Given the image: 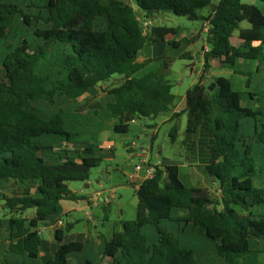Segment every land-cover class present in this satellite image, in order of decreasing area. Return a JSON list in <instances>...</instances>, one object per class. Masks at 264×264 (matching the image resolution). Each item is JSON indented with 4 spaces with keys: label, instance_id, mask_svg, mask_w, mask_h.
<instances>
[{
    "label": "trees",
    "instance_id": "trees-1",
    "mask_svg": "<svg viewBox=\"0 0 264 264\" xmlns=\"http://www.w3.org/2000/svg\"><path fill=\"white\" fill-rule=\"evenodd\" d=\"M140 15L124 0H0V200L8 214L0 217L5 251L23 261L2 258L0 264H70L85 242H62L42 253L40 221L63 220L62 199L84 193L69 181H88L102 161L103 147L81 143L79 127L89 116L112 121L116 132L129 130L137 117L171 111L175 94L166 78L168 61L140 73L161 57L137 60L146 44L180 46V26L154 24L161 14L203 19L209 25L204 71L218 59L235 73L247 74L239 61L264 57V12L242 0H136ZM209 8L207 14L202 11ZM247 20L251 26L241 27ZM238 30L243 43L234 44ZM181 57L192 59L191 51ZM109 100L99 109L80 108L79 98L114 74ZM201 74L185 94L186 133L205 122L213 137L204 171L217 185L211 197L186 184L175 163L154 164V176L137 184V215L119 221L121 230L104 241L99 260L79 264H264V129L252 119L261 111L244 104V94L231 79L217 76L206 86ZM250 86V77L247 78ZM89 99L84 105L87 106ZM80 117V118H79ZM177 126L171 130L172 140ZM14 181L21 190H11ZM38 184L37 192L32 185ZM34 209V216L25 212ZM73 221L66 224L71 229ZM64 228L55 237L62 241ZM110 261H106V258Z\"/></svg>",
    "mask_w": 264,
    "mask_h": 264
},
{
    "label": "rangeland",
    "instance_id": "rangeland-1",
    "mask_svg": "<svg viewBox=\"0 0 264 264\" xmlns=\"http://www.w3.org/2000/svg\"><path fill=\"white\" fill-rule=\"evenodd\" d=\"M127 4L142 15L143 11L139 8L136 0H124ZM245 3H254L264 12V0H242ZM209 8L202 11L207 14ZM154 24H164L167 26H180L182 28L181 37H190L192 41L184 40L180 46H172L167 42H157L156 57L163 59L154 60L146 66L140 73L155 70L163 66L164 61H168L166 78L172 83V92L175 94L174 103L171 111L162 113L156 117H137L130 121L129 130L126 132H116L112 129L111 122H103L100 118L90 119L88 116L84 123L80 125V136L77 137L81 143L97 142L103 147L101 163L92 168L88 181H69L70 187L80 193L90 195L98 194L96 205H88L83 210H74L65 214L63 224L47 223L40 221L38 224L43 240H51L57 226L65 229L64 241L81 240L85 242L83 251L69 256L70 264H79L84 259L99 260L104 250V241L110 239L115 231L121 230L120 220L135 219L137 215L138 196L136 193L137 184L132 181L129 175L135 171L137 164L143 162L175 163L180 167V175L186 184L195 185L206 191L211 197L218 195L217 185L210 182L213 178L208 177L202 161H207L210 153L209 147L213 138L210 132L203 126L197 133L187 134V112H182L176 118L172 117V111L183 110L185 108L186 91L198 81L201 74H205L204 69V47L207 46L206 32L203 28V19H189L187 16H179L172 13L161 14L153 20ZM241 27H250L251 24L244 20L240 23ZM200 33V36H197ZM234 44L243 43L239 37L238 30L231 38ZM184 51H191L193 58L181 57ZM264 53V49H263ZM142 52L140 53V55ZM238 67L247 74L235 73L228 66H224L220 60L214 59V65H210L208 73L205 74L206 86L214 83L217 76H225L231 79L234 87L241 91L256 93L251 96L249 92L244 94V104L252 106L261 111L258 120L252 119V124L256 123L261 131L264 129V57L259 60L239 61ZM202 70V72H201ZM250 77V86H247V78ZM122 76L114 74L110 79L101 82L106 89L121 81ZM93 100L100 99L102 102L107 100L105 91L99 90L91 97ZM80 102L82 109H87L83 105V97ZM80 118V117H79ZM113 121V120H112ZM177 126L178 132L173 141L171 130ZM208 135L205 155L200 149V140ZM206 139H208L205 136ZM211 148V147H210ZM264 173V171H263ZM145 174V168L138 172V176ZM14 186V183L12 184ZM37 191L36 186L33 189ZM83 200V198H80ZM4 200H0V217L8 214L7 208L3 207ZM32 209L25 212V216L33 217ZM73 221L71 229L67 230L66 224ZM55 237L51 243L54 246ZM2 258L11 261L16 259L23 261L20 255L12 254L7 251H0ZM110 261V258H106ZM29 264H42L40 259H32Z\"/></svg>",
    "mask_w": 264,
    "mask_h": 264
},
{
    "label": "crops",
    "instance_id": "crops-1",
    "mask_svg": "<svg viewBox=\"0 0 264 264\" xmlns=\"http://www.w3.org/2000/svg\"><path fill=\"white\" fill-rule=\"evenodd\" d=\"M197 36H200V33L197 35ZM156 45L158 46V45H161V44H159V43H154V44H150V43H146L140 50H139V52H138V55H137V60L139 61V62H142V61H144L145 59H147V58H151V57H156V53L157 52H155V48H156ZM158 47H160V46H158ZM142 52V54L140 55V53ZM205 65V64H204ZM210 65L212 66V65H214V59H211L210 60ZM204 68H202V70H203ZM202 70H201V72H202ZM206 73H208V71L206 72ZM205 73V74H206ZM205 80V79H204ZM107 90L106 88H105V86H104V83L103 84H99L98 86H96V87H94L92 90H90V92L89 93H86L84 96H82L83 97V105H84V102H85V100L86 99H89V102H88V105L87 106H85V107H87V109H85V111L86 110H89V109H99L100 107H101V105H102V101L98 98V99H92L91 97H94V95L96 94V93H98L99 92V90ZM105 93L107 94V100H109L110 99V96H109V94L107 93V91H105ZM81 98V97H80ZM79 98V99H80ZM80 101V100H79ZM81 106H82V104L80 103V108H81ZM174 111H179V110H177V109H175V110H173L172 111V113L174 112ZM109 122V121H108ZM112 123H113V121H111V122H109V123H107V125H112ZM205 136L208 138V139H206L205 138ZM205 136H204V138L202 139L201 138V140H200V151L202 152V155H205L206 154V152H209L210 151V153H211V145H210V147H209V151H207L206 150V147H207V144H208V142H209V137H208V135H206L205 134ZM210 137L211 138H213L212 137V135L210 134ZM213 141V140H212ZM210 153L208 154V158H207V161H202V164H204V163H207L208 161H209V157H210ZM142 178H144L145 177V174L143 175V176H141ZM14 183V186H12V184ZM30 185H32V191H33V189H34V186H36V189H38V184L36 183V182H28ZM8 186H9V188L12 190H21L22 189V187L21 186H19V185H17L14 181H10L9 183H8ZM34 192V191H33ZM37 192V191H36ZM35 193V192H34ZM84 193V192H83ZM86 195V194H85ZM98 198V194L96 195V194H90V195H86V197L85 198H83V200H80V199H78V200H72V199H62L61 201H60V203H61V206H62V210H63V212H65V213H70V212H72V211H74V210H83V209H85L88 205H95V201H96V199ZM32 211H34V209H32ZM34 216V215H33ZM58 221L59 220H47V221H43V222H45V224H47V223H58ZM48 225V224H47ZM57 228H62V227H60V226H57ZM57 228H55V230H52L54 233V237H55V231H56V229ZM114 234V233H113ZM64 236V235H63ZM7 233L6 234H4V235H2L1 237H0V251H5L6 249H7V247H8V243H9V241H8V239H7ZM54 237L52 238V239H54ZM52 239L51 240H43V245H42V253H48V254H51V253H54L58 248H59V246L61 245V243L62 242H65L63 239H62V241L61 240H59V239H57L56 237H55V239H56V241H54V246L52 245V243H51V241H52ZM80 241H84V239H83V237H82V239L80 240ZM1 254V253H0Z\"/></svg>",
    "mask_w": 264,
    "mask_h": 264
},
{
    "label": "built area",
    "instance_id": "built-area-1",
    "mask_svg": "<svg viewBox=\"0 0 264 264\" xmlns=\"http://www.w3.org/2000/svg\"><path fill=\"white\" fill-rule=\"evenodd\" d=\"M208 27L209 25L205 22L203 24V28L205 29V32L208 30ZM159 164V163H157ZM145 168V177L144 178H147V177H152L154 176V172H155V167H154V164H152L151 162L147 161V162H143V164H137L135 166V171L132 172L129 177L130 179L134 182H140L141 180H143L144 178L138 176V172L141 170V169H144ZM96 201H95V205H96ZM58 224H63V220H59L58 221Z\"/></svg>",
    "mask_w": 264,
    "mask_h": 264
},
{
    "label": "water",
    "instance_id": "water-1",
    "mask_svg": "<svg viewBox=\"0 0 264 264\" xmlns=\"http://www.w3.org/2000/svg\"><path fill=\"white\" fill-rule=\"evenodd\" d=\"M211 178H213L214 176L212 175V176H210Z\"/></svg>",
    "mask_w": 264,
    "mask_h": 264
}]
</instances>
